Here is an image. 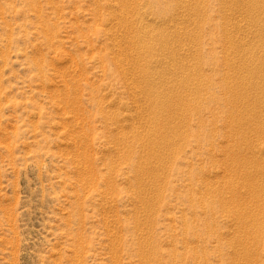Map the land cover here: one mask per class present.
Returning <instances> with one entry per match:
<instances>
[{
    "label": "rangeland",
    "instance_id": "1",
    "mask_svg": "<svg viewBox=\"0 0 264 264\" xmlns=\"http://www.w3.org/2000/svg\"><path fill=\"white\" fill-rule=\"evenodd\" d=\"M0 264H264V0H0Z\"/></svg>",
    "mask_w": 264,
    "mask_h": 264
},
{
    "label": "bare ground",
    "instance_id": "2",
    "mask_svg": "<svg viewBox=\"0 0 264 264\" xmlns=\"http://www.w3.org/2000/svg\"><path fill=\"white\" fill-rule=\"evenodd\" d=\"M237 96V95H236ZM162 108V107H161ZM253 114V113H252ZM250 117V116H249ZM253 126V125H252ZM250 127V126H249ZM254 132V131H253ZM254 159V158H253ZM253 161V160H252ZM257 162V161H256ZM255 163V162H254Z\"/></svg>",
    "mask_w": 264,
    "mask_h": 264
}]
</instances>
